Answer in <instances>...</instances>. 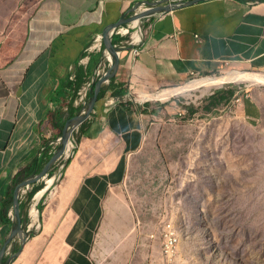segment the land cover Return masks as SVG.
I'll return each mask as SVG.
<instances>
[{
    "label": "crops",
    "instance_id": "crops-1",
    "mask_svg": "<svg viewBox=\"0 0 264 264\" xmlns=\"http://www.w3.org/2000/svg\"><path fill=\"white\" fill-rule=\"evenodd\" d=\"M145 2L178 3L0 0V250L16 226L14 193L58 151L67 121L83 112L79 106L88 104L91 86L84 100L78 93L111 66L108 51L88 49L90 43L106 27L142 13ZM122 27L135 34L111 35L119 63L94 110L47 175L18 189L23 232L6 245L0 264H141L138 246L125 243L103 250L97 262L98 240L111 231L104 221L126 218L105 204H120L111 191L124 183L148 137L151 113L135 96L181 86L222 66L264 70V0H203ZM78 67L89 80L75 95Z\"/></svg>",
    "mask_w": 264,
    "mask_h": 264
},
{
    "label": "rangeland",
    "instance_id": "rangeland-1",
    "mask_svg": "<svg viewBox=\"0 0 264 264\" xmlns=\"http://www.w3.org/2000/svg\"><path fill=\"white\" fill-rule=\"evenodd\" d=\"M231 71L264 75L222 66L168 89ZM139 96L148 137L111 191L120 204H105L126 218L104 221L111 231L98 240L97 262L125 243L138 246L141 264H264V85L229 79L167 100ZM166 228L177 236L170 259Z\"/></svg>",
    "mask_w": 264,
    "mask_h": 264
},
{
    "label": "water",
    "instance_id": "water-1",
    "mask_svg": "<svg viewBox=\"0 0 264 264\" xmlns=\"http://www.w3.org/2000/svg\"><path fill=\"white\" fill-rule=\"evenodd\" d=\"M200 1H203V0H188V1L175 0V2H178L179 4L174 3V4H168L167 6H161L162 5L161 3L155 4L154 6H151L148 10H145L142 13L134 14L130 19H124L122 22H118L117 24H113L111 26H108L103 30L102 41H103L105 49L110 54L111 61H112L111 66L108 68L106 73L102 77H100L97 80V82L95 83L92 96L89 99L88 104L86 105L83 112L67 121V123H66V125L62 131V135L60 138L61 146L58 149V151L55 152L51 156V158L46 162V164L44 165L42 170L36 176L22 182V184L20 185L21 188L24 186H29L31 184L39 182L41 179H43L47 175L50 167L60 157H62V155L66 152V150L68 148V144L70 143V135L73 132V130L76 129L86 119H88V117L90 116V114L94 110V107H95L96 102H97V97H98V94H99V91L101 89L102 84L114 76V74L117 70V67H118V63H119V51L112 44L111 39H110L113 32L117 28L121 27L123 24H126L130 21H133V20L139 21L141 18L148 16V15H151L153 13L165 12V11L168 12V11L175 10V9H178V8H181L184 6L193 5V4L200 2ZM18 189L14 193V198H13V200H14V216L16 219V226H15V229L13 230V232L10 234V236H8L4 246L0 250V260L4 255L6 245L11 241V239L14 236H17L23 232L21 218H20V206H19L18 192H17ZM0 263H1V261H0Z\"/></svg>",
    "mask_w": 264,
    "mask_h": 264
},
{
    "label": "bare ground",
    "instance_id": "bare-ground-1",
    "mask_svg": "<svg viewBox=\"0 0 264 264\" xmlns=\"http://www.w3.org/2000/svg\"><path fill=\"white\" fill-rule=\"evenodd\" d=\"M229 79L230 80L231 79H233V80L240 79L243 81H248L250 83L264 85V75H262V74H247V73H241V72H228L223 77H206V78H202L198 81H193L189 85H186L183 87L162 90V92L160 91L161 93H159V94L156 93L157 95L140 94L139 97H140V100H151V99H155V98H159L160 100H167L176 94H179L181 92H187V91L192 90L194 88H201V87L208 88V87H212V86L222 85V83L224 81L229 80Z\"/></svg>",
    "mask_w": 264,
    "mask_h": 264
},
{
    "label": "built area",
    "instance_id": "built-area-1",
    "mask_svg": "<svg viewBox=\"0 0 264 264\" xmlns=\"http://www.w3.org/2000/svg\"><path fill=\"white\" fill-rule=\"evenodd\" d=\"M155 3H151V5H154ZM150 5L147 2L143 3L141 6L139 7H143L142 11L148 10L151 6H147ZM134 14H137L136 12ZM128 28L126 27H119L117 28L113 33L116 34H120L122 36H126L128 34ZM102 48V35H98L96 36V38L90 43L88 49H92V50H97V51H101ZM136 53V51H135ZM97 77H102L103 74H101L100 72H97L96 74ZM71 79L73 78L72 76L70 77ZM197 78V77H194ZM91 86V82L90 83H86L84 89L82 91H80L78 93V96L80 98V100H84L86 98V89H88ZM70 144V143H69ZM71 146V145H70ZM68 150V148H67ZM66 150V152H67ZM65 152V153H66ZM64 153V154H65ZM63 154V155H64ZM62 155V156H63ZM61 158V157H60ZM59 158V159H60ZM61 169H62V165H59L58 167V174L56 176H54L53 178H55L56 180L61 179ZM164 238H163V243H162V254L167 258L170 259L171 256L175 253L176 251V246H177V236L169 229L166 228L164 230V234H163Z\"/></svg>",
    "mask_w": 264,
    "mask_h": 264
},
{
    "label": "trees",
    "instance_id": "trees-1",
    "mask_svg": "<svg viewBox=\"0 0 264 264\" xmlns=\"http://www.w3.org/2000/svg\"><path fill=\"white\" fill-rule=\"evenodd\" d=\"M114 39V38H113ZM112 39V44H115V42H114V40ZM89 79L87 78V76H86V74H85V72L80 68V67H78V68H76V74H75V77H74V85H73V93L76 95V93L78 92V90L80 89V86L83 84V83H86L87 81H88ZM97 82V79H95L93 82H92V84H91V88H90V93H89V97L92 95V91H93V88H94V86H95V83ZM103 93H104V88L103 87H101V89H100V91H99V94H98V97H97V100L98 99H100L101 97H102V95H103ZM88 97V98H89ZM87 98V99H88ZM222 100H226V98H221ZM84 108V106H82V105H80L79 106V109L81 110V109H83ZM50 157H51V155H49V156H47V160L48 159H50ZM40 171V169L39 170H37L35 173L33 172V175L34 174H36V173H38ZM41 186L42 185H37L34 189H33V191H32V193L28 196V201L30 200V198H31V196L33 195V193H35L36 191H38L40 188H41ZM20 208H23V206H21L20 205ZM25 223V219H24V221H23V219H22V223ZM3 262V261H2ZM5 262V261H4Z\"/></svg>",
    "mask_w": 264,
    "mask_h": 264
}]
</instances>
